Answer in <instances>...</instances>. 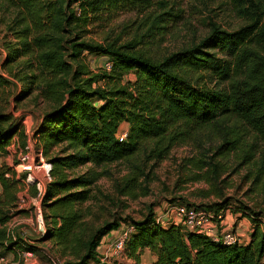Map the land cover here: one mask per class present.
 <instances>
[{"label": "trees", "instance_id": "trees-1", "mask_svg": "<svg viewBox=\"0 0 264 264\" xmlns=\"http://www.w3.org/2000/svg\"><path fill=\"white\" fill-rule=\"evenodd\" d=\"M120 1L5 0L15 8L8 29L16 41L7 61L29 55L26 68L33 73L25 78L29 84L40 78L41 93L54 107L33 132L51 164L52 180L42 199L45 233L33 244L16 231L15 240L6 243L2 226L21 181L2 166L0 256L17 252L16 246L43 252L36 244L48 243L47 252L54 251V258L65 264H90L109 232L132 225L126 248L136 264L144 249L155 256L150 264H264V201H256L248 214L252 230L245 244L216 242L181 222L157 223L154 204L141 219L117 216L89 228V207L83 205L96 196L99 179L108 173L99 167L127 162L129 173L115 187L118 195L136 199L148 195L143 182L179 143L195 145L199 156L189 164L196 173L208 170L214 180L228 167H246L256 186L247 195L256 192L264 198V0H233L243 24L227 30L210 20L198 42L159 58L140 52L135 42L85 37L88 13L96 18ZM164 13L153 15L147 31L165 27L159 25ZM86 53L107 56L110 70L93 71ZM130 73L134 79L124 80ZM122 123L128 128L120 141L116 134ZM15 136L23 146L21 119L0 112V155L7 154ZM225 205L204 207L216 213Z\"/></svg>", "mask_w": 264, "mask_h": 264}, {"label": "rangeland", "instance_id": "rangeland-1", "mask_svg": "<svg viewBox=\"0 0 264 264\" xmlns=\"http://www.w3.org/2000/svg\"><path fill=\"white\" fill-rule=\"evenodd\" d=\"M14 12V7L8 6L5 0H0V112H11L16 119H21L26 140L30 138L33 141L34 129L41 121L42 115L54 107V103L45 99L41 93L44 86L40 78L30 84L25 78L26 75L33 73L26 68L31 59L29 55L7 61L16 41L8 29ZM161 12L165 13L161 16L162 20L159 25L165 27L151 28L147 31L153 15ZM242 14L237 11L233 0H122L116 8L108 7L96 18L93 17L94 13H88L90 23L85 26L87 31L85 37L96 42L116 41L118 44L135 42L137 50L159 58L181 47L198 42L207 33L210 20L217 22L222 28L232 30L244 23L245 19ZM106 57L85 54L86 61L93 71L102 68ZM128 79L133 80L134 74L130 73L124 80ZM28 86L31 89L27 95L17 99ZM121 128L126 129L125 126ZM13 141L14 146L7 147V154L0 155V168L9 167L16 172L15 165L18 162L17 155L21 144L18 136H15ZM198 156L199 152L193 143L175 145L169 154L156 164L153 173L149 176V181L143 182L148 185V195H141L136 199L118 195L115 187V183L124 179L129 173L127 162L111 163L99 167V169L106 168L108 173L99 179L96 196L83 205L89 207L86 217L89 228L117 216L134 220L141 219L147 212L148 206L152 204H154V212L158 210L162 213L165 206L171 203L169 199H174L173 202L207 212L209 211L204 207L205 204L227 202V205L218 212L222 211L223 218L226 216L233 218L236 223L237 220L245 218L246 223L249 224V230H245V236L248 237V232L251 233L252 230L248 214L255 206V202H263L264 198L256 192L247 195L250 188L255 189L256 187L250 179L251 175L249 176L247 168L232 170V166L228 167L225 173L214 180L208 170L196 173L197 171H194L189 164L190 159ZM17 169L19 170V167ZM18 174L21 175L20 172ZM195 176L197 177L193 180ZM24 189L27 193L33 194L31 184L23 185L22 183L19 190ZM241 205L247 208L243 209ZM33 216L32 209L20 211L14 208L10 211L8 220L2 226L8 234L6 243L14 241L16 231L21 229L25 232L24 236L21 235L22 238L25 237V240L33 244L37 243V235L26 224L34 220ZM223 218L213 217L212 222L219 225V221ZM114 232L115 230H112L106 236L111 237ZM105 239L106 237L100 242L98 250L102 248ZM238 242H241L240 239ZM36 245L44 248L43 252L36 253L39 263L50 264L47 255L50 254L49 256L54 258V251L47 252L50 245L48 243ZM15 248L18 249L17 252L11 251L0 256L4 257L5 261L0 264H22L18 253L23 249L17 246ZM139 259L138 264L151 262L150 251L143 250ZM132 261L136 264L134 258Z\"/></svg>", "mask_w": 264, "mask_h": 264}, {"label": "built area", "instance_id": "built-area-1", "mask_svg": "<svg viewBox=\"0 0 264 264\" xmlns=\"http://www.w3.org/2000/svg\"><path fill=\"white\" fill-rule=\"evenodd\" d=\"M112 62L106 57L102 65L105 70H110ZM127 134V129L119 128L116 137L122 141ZM27 138L25 144L19 148L15 165L16 178L20 179L21 184H31L33 194L27 193L26 189L18 190L17 198L14 208L17 210L28 209L33 210V219L26 224L37 235L36 238L42 237L46 230V222L43 216L42 199L45 195L46 188L52 180L51 164L43 153V148L37 143L35 139ZM13 142L10 147H13ZM9 147V146H8ZM19 167V170L17 169ZM20 172L21 175L18 174ZM20 189V188H19ZM13 208V209H14ZM179 219L184 227L189 231H201L211 236V239L216 242L224 244L238 243V236L230 228L223 229L219 233L211 234L212 231L206 227L213 217L223 218L222 211L207 212L195 207H187L180 203L171 202L165 206L164 212L158 213L156 222H160L163 218ZM30 222V223H29ZM176 222V223H179ZM134 231L132 225H126L120 233L112 240L106 242L98 250L96 260H92L90 264H134L132 258L128 255L126 243ZM19 234L24 236V230L18 231ZM25 239V237H23ZM21 256L22 264H41L37 259V255L31 251H21L18 253ZM47 255V254H46ZM50 264H65L63 259L53 258L47 255ZM0 262L4 263V257H0Z\"/></svg>", "mask_w": 264, "mask_h": 264}, {"label": "crops", "instance_id": "crops-1", "mask_svg": "<svg viewBox=\"0 0 264 264\" xmlns=\"http://www.w3.org/2000/svg\"><path fill=\"white\" fill-rule=\"evenodd\" d=\"M122 126H125L126 129L128 128V124L127 123H122L120 125V128ZM26 134H27V132H26ZM163 219H166L169 222H179V219H174V218H166L165 217ZM206 227H208V230L212 231L211 234H216V233H219L223 229L231 228V230L234 231L236 233V235L238 236V240L240 239L241 242H238L240 244H245L250 239V233L249 232H248L249 236L248 237L245 236V230L246 229L249 230L248 229L249 228V224L246 223L245 218H241V219L237 220V223H236L233 218H230V217L226 216V218H223L222 220L219 221V225L211 221ZM120 229L122 230V226L119 228V230L114 232L113 236H111V237L105 236L106 239L102 243V248H103V246H104V244L106 242L112 240L113 238H115L120 233V231H121ZM100 250H102V249H100ZM144 250L147 251L148 249H144ZM151 259H152V261L155 260V256L153 254H151ZM151 262H149L148 264H150Z\"/></svg>", "mask_w": 264, "mask_h": 264}]
</instances>
